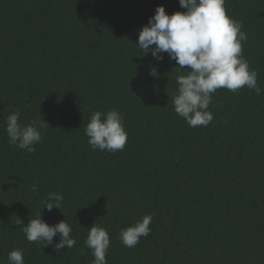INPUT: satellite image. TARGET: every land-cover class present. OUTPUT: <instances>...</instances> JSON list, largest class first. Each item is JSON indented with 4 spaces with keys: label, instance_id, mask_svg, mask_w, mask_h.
I'll return each instance as SVG.
<instances>
[{
    "label": "trees",
    "instance_id": "16d2710c",
    "mask_svg": "<svg viewBox=\"0 0 264 264\" xmlns=\"http://www.w3.org/2000/svg\"><path fill=\"white\" fill-rule=\"evenodd\" d=\"M157 6L185 11L178 0H0L2 264L14 249L24 264H92L84 240L95 223L110 237L107 264H264V0H225L262 94L217 90L206 127L174 111L175 61L137 47ZM17 110L22 125L41 116L49 126L33 153L9 144ZM109 110L124 117L127 143L93 151L84 128ZM52 192L60 210L43 209ZM41 213L50 226L65 220L76 245L55 250L59 234L46 248L28 242L20 227ZM146 215L150 234L125 247L121 229Z\"/></svg>",
    "mask_w": 264,
    "mask_h": 264
},
{
    "label": "clouds",
    "instance_id": "9594fccd",
    "mask_svg": "<svg viewBox=\"0 0 264 264\" xmlns=\"http://www.w3.org/2000/svg\"><path fill=\"white\" fill-rule=\"evenodd\" d=\"M178 2L185 11L169 15L163 6L156 7L154 16L138 31L137 47L158 62L163 60L165 53L175 61L179 66L176 69L183 74L175 79L177 88L171 97L174 111L189 127H206L214 119L209 105L217 90L236 93L247 87L261 95L262 89L257 83L258 73L250 69L242 55V43L247 41V35L242 31L243 24L227 15L225 0ZM149 75L157 77V68L151 67ZM20 115L17 110L6 117L5 131L9 144L33 153L34 145L42 141L40 129L49 126L41 116L30 124L22 125ZM123 120L117 110L106 113L94 111L84 128L92 150L122 151L127 143ZM31 191L38 192L37 186L33 185ZM62 202L61 193H49L43 201V209L60 210ZM152 219L151 215H146L131 226L122 228L118 237L121 243L128 248L135 247L141 237L146 238L150 234ZM16 225H23V221L17 218ZM20 230L28 242H44V248L53 245L57 234L59 242L55 243V250L76 245V240L71 237L72 228L65 220L50 226L42 220V213L29 220L27 226H21ZM84 244L94 257L92 264H107L110 237L105 228L95 223L88 229ZM7 264H24L22 250L10 251Z\"/></svg>",
    "mask_w": 264,
    "mask_h": 264
}]
</instances>
